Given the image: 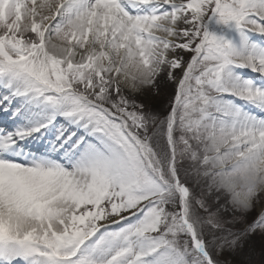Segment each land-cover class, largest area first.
<instances>
[{
  "label": "snow or ice",
  "instance_id": "6c2138e0",
  "mask_svg": "<svg viewBox=\"0 0 264 264\" xmlns=\"http://www.w3.org/2000/svg\"><path fill=\"white\" fill-rule=\"evenodd\" d=\"M0 264H264V0H0Z\"/></svg>",
  "mask_w": 264,
  "mask_h": 264
}]
</instances>
